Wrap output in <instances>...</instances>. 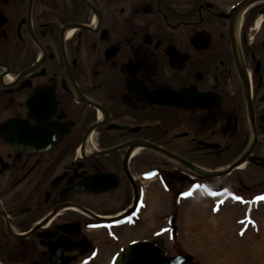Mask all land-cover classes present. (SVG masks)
<instances>
[{
    "label": "flooded vegetation",
    "instance_id": "1",
    "mask_svg": "<svg viewBox=\"0 0 264 264\" xmlns=\"http://www.w3.org/2000/svg\"><path fill=\"white\" fill-rule=\"evenodd\" d=\"M215 222L264 233V0H0V264H207Z\"/></svg>",
    "mask_w": 264,
    "mask_h": 264
},
{
    "label": "rangeland",
    "instance_id": "2",
    "mask_svg": "<svg viewBox=\"0 0 264 264\" xmlns=\"http://www.w3.org/2000/svg\"><path fill=\"white\" fill-rule=\"evenodd\" d=\"M202 204V201H197L193 205L190 212L191 220L211 232L212 226L208 217L202 216V210L199 209ZM203 208L206 210L207 206ZM228 224L215 222V235L182 239L181 244L190 247V253L195 259L207 260V264H264V233L263 236L250 238H237L231 234L220 237L219 235L225 230L223 225L227 227ZM187 242L189 244H185Z\"/></svg>",
    "mask_w": 264,
    "mask_h": 264
},
{
    "label": "water",
    "instance_id": "3",
    "mask_svg": "<svg viewBox=\"0 0 264 264\" xmlns=\"http://www.w3.org/2000/svg\"><path fill=\"white\" fill-rule=\"evenodd\" d=\"M160 260L158 251L152 247L133 244L118 257L115 264H160Z\"/></svg>",
    "mask_w": 264,
    "mask_h": 264
}]
</instances>
